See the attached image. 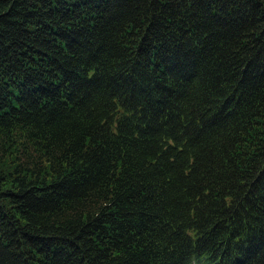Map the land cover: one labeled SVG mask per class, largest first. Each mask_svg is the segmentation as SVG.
I'll return each mask as SVG.
<instances>
[{"label": "trees", "instance_id": "1", "mask_svg": "<svg viewBox=\"0 0 264 264\" xmlns=\"http://www.w3.org/2000/svg\"><path fill=\"white\" fill-rule=\"evenodd\" d=\"M0 264H264V0H0Z\"/></svg>", "mask_w": 264, "mask_h": 264}]
</instances>
